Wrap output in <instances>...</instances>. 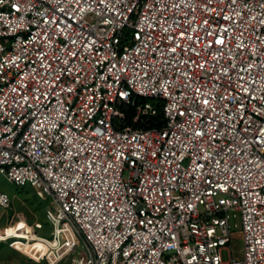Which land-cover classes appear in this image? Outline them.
Listing matches in <instances>:
<instances>
[{"label": "built area", "instance_id": "1", "mask_svg": "<svg viewBox=\"0 0 264 264\" xmlns=\"http://www.w3.org/2000/svg\"><path fill=\"white\" fill-rule=\"evenodd\" d=\"M0 173L37 262L264 264V0H0Z\"/></svg>", "mask_w": 264, "mask_h": 264}, {"label": "rangeland", "instance_id": "2", "mask_svg": "<svg viewBox=\"0 0 264 264\" xmlns=\"http://www.w3.org/2000/svg\"><path fill=\"white\" fill-rule=\"evenodd\" d=\"M0 189L6 192L11 199V206L6 209L4 221L6 220L7 223L12 225L19 219L24 218L30 223L37 220L46 223L48 202L38 197L35 189L30 184L19 185L13 183L0 173ZM232 223L234 233L231 249L237 257L242 259L244 257V239L241 217H236ZM43 231L42 233L46 234L45 230ZM6 244L11 247L8 242ZM229 253V249H224V258H228ZM37 264H45V262H37Z\"/></svg>", "mask_w": 264, "mask_h": 264}, {"label": "crops", "instance_id": "3", "mask_svg": "<svg viewBox=\"0 0 264 264\" xmlns=\"http://www.w3.org/2000/svg\"><path fill=\"white\" fill-rule=\"evenodd\" d=\"M7 208L0 207V230H5L10 226V223L4 221V215ZM7 226V227H5ZM15 230L9 229L7 232L12 233ZM0 264H37V262L29 258L23 252L8 247L5 241H0Z\"/></svg>", "mask_w": 264, "mask_h": 264}, {"label": "trees", "instance_id": "4", "mask_svg": "<svg viewBox=\"0 0 264 264\" xmlns=\"http://www.w3.org/2000/svg\"><path fill=\"white\" fill-rule=\"evenodd\" d=\"M142 100L152 102L155 105L157 112L153 115H147L145 117V120L139 123V126L144 128H155L163 126L166 121L165 114L163 111V101L154 98H142Z\"/></svg>", "mask_w": 264, "mask_h": 264}]
</instances>
